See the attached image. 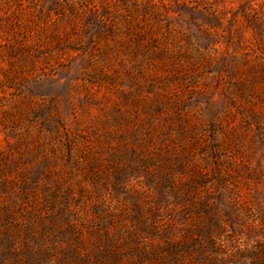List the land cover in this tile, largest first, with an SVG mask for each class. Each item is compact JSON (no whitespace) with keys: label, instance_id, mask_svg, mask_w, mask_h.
Wrapping results in <instances>:
<instances>
[{"label":"rangeland","instance_id":"1","mask_svg":"<svg viewBox=\"0 0 264 264\" xmlns=\"http://www.w3.org/2000/svg\"><path fill=\"white\" fill-rule=\"evenodd\" d=\"M0 264H264V0H0Z\"/></svg>","mask_w":264,"mask_h":264}]
</instances>
